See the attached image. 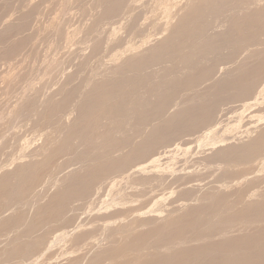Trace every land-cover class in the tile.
<instances>
[{
    "label": "rangeland",
    "instance_id": "rangeland-1",
    "mask_svg": "<svg viewBox=\"0 0 264 264\" xmlns=\"http://www.w3.org/2000/svg\"><path fill=\"white\" fill-rule=\"evenodd\" d=\"M14 1L16 2V0H12V2H14ZM196 1H198V0H125L122 7L120 8V10L117 13L112 15V17L111 16L108 17L104 21L102 20L101 22L97 23L96 25L93 24V21H95L96 18H98L99 11L101 10V8L96 4L97 0H91V1L90 0H85V1L83 0L80 2H79V0H76V1L74 0V2H73V0H56V1L44 0V2H43V0H27L25 3L27 5L23 4V5H21V7H20V5L16 6L14 3L13 8L8 10V14L6 12L7 9L2 8V4L0 5V8H2V9H0L1 10L0 20L1 19L4 20V22L2 20H1L2 22L0 21V30L2 28H5L6 26H8L9 23L10 24L15 23V21H17L18 18L21 17V16H19L20 13H21L20 15H22V13H24V12H29L28 9H31L33 6L36 7V4L39 6L41 5L40 7L35 8V9H37L36 13L34 14L35 16L34 15L32 16L35 21L32 20V18H31L28 22V25L26 26L25 30H27L29 25H32V27L31 26L29 27L30 29L28 28L30 30L29 32L25 31V30H21V31H19V33L14 34L15 35V36H13L14 38L12 37L13 40H12V38H10V40L4 41L6 45L3 44L4 43L3 41H2L3 43L0 44V47H1L0 53H1V52H3L2 50H4L5 46L6 47L9 46L11 41H13V42L18 41L19 39L25 40V43L20 47L21 51L18 50L16 52V53H18V54H16V55H18V57L14 54L15 57H17V59L14 57V55H12L15 59L12 58L13 60L11 61V60H9L11 57L5 58L4 56H1L3 54L0 55V59H1L0 60V65H1V70H0L1 73L0 74H2V75H0V91H1L0 92V98H1V100H0V145H1L0 146V151H1L0 152V172H1L0 177L6 176L7 173L10 175V174H12L13 170H15L14 172H16L20 169L27 168V166L28 167L33 166L34 167L33 171H35V173L37 175L39 174L38 176L40 177V180H38L39 179L38 176H37L38 177L37 180H35V181L33 180L34 182L37 181L36 182L37 184L36 183L34 184V182L31 183L30 188H29L30 190L27 192L28 194H25L23 197L24 198L23 203H18V204L15 203L14 204L13 202L10 203V201H6L5 199H4L5 201H3V199L0 198V203H1L0 205H2L3 202H5L2 205L4 208L2 206L0 207L1 210H3V209L5 210V211L0 210V221H1L0 222V264H30V263L31 264H33V263L34 264H43V261H44V264H70V262H71V264H78L79 261H80L79 264H92V263L95 264L97 262H98L97 264H102V262H103V264H106V263L107 264H113V263L114 264H127V262L129 264V260H131V259L128 258L130 256V255L128 256V254H131L133 257H130V258H132V260H134V262L131 261L130 264H132V263L133 264L134 263L139 264L137 257H140V258L146 257L145 255H148L151 252V254H154V256H155L154 257L153 255L150 254L152 258H156V257L159 258L160 255L162 257V255H164L166 253V252L164 253L165 247H160L161 250L159 249V245L157 244L159 238L157 235H154L152 233H154L153 231H155V229H158V226H160L161 224H164L168 220V218L170 219L172 217H174V218L183 217L185 215L186 211H189L190 208L192 210H201V208H202V210L204 212L209 213V214L216 213L217 211H214V210L212 211V209L209 208L211 205V202L207 200V198H209V197H217L218 198L220 196H223L224 198H226L227 202L231 203L232 205L236 204L235 205L236 207H240L242 204H245L244 201H246L248 204L250 201L256 202V200H257V202L259 200L261 202H264V200L263 201L261 200L264 198V197H262L264 195V170H263L264 169V154L261 156L259 155V156L252 158L249 161V163H248V161H246V162L236 161L237 165L239 163L241 164V165L239 164L238 166L236 165V162H233V165L232 164L230 165L229 163L221 161V159H217L214 155L217 150H220L223 148H228V146H229V148H231L232 146H233V148H236V146L238 148V147H242V145L245 146L247 143L250 144L254 140V138H257L260 135V133L263 132L262 130H264V76H262L263 80H261L262 79V77H261L259 79L260 83H258L259 82V80H258L257 83H255L253 90L249 94H245L242 98H238L236 100L234 99V100L220 101L218 103V106H216V109H215V112L217 111L216 112L217 114L214 112V115H215L213 117L214 121L212 119L210 122H207V124L205 123V124L201 125V127L199 126V127L195 128V130L192 129V131L189 130V131L185 132L184 131L185 129L184 130L183 129H181V130L171 129L172 131L169 130V131H171L170 138L172 137V139H171L172 142L170 141V142H168L169 144L166 143L163 146L160 145L159 147H156L153 150V152H151L149 155H147L148 157L146 156L142 160L141 159L138 160L137 163H135L136 161L134 163H132L129 167H127L129 169L126 168V173L125 172L115 173V175L114 174L109 175L110 176V177L108 176L109 178L108 177H106V179L103 178L104 180L103 179L100 180L99 181L100 183L97 182V183H99V185L96 183L92 187L94 190L91 188L92 191L90 190V192L86 196V198H83V200L78 199L79 201L78 200H70L69 202H67V203H69V204L66 203V205H65V207L67 209L63 208L60 216L56 217L55 215L51 214V213H54L53 212L54 205L52 204V201H54L53 198H54L55 194L58 192V190H61V188H63L64 181L67 179V177H70L75 172L79 173L78 171H80V170L82 171V168H83V166L80 163L78 165V163L74 159V156L72 154L70 155V152L69 153L68 152H64V153L60 152L58 150L59 148H57V147L61 145L60 143L63 141L64 137L68 134L69 128H71V124H73L76 121V119H78V117H76V116L79 115L78 114L79 107L84 103V100H83L84 95L90 90V88L92 86L100 85V84L102 85L108 79L112 80V78L114 77L113 70H116L118 67H120L128 58H132L130 56H133V57H135L136 55L138 56V55L142 54L143 52H145V50L149 49L150 47H152L158 43H161L162 39L164 41V39L167 37V35L169 34V32L173 28V26H175V24L179 21V19L188 12V9L190 10V8L192 7L191 5H194L196 3ZM56 2H59L60 5L58 6ZM125 2H126V4H125ZM77 4H80V5L78 6ZM56 5H57V7H56ZM96 5H97V7H96ZM251 5L249 4L248 8H250V9L254 8V9L259 10V8L261 9L264 7V0H257L255 5L254 4H251ZM17 7L18 8L20 7V8L18 9ZM53 8H54V10H53ZM97 8L99 11L97 10ZM4 10H5V14H4ZM70 10H71V12H70ZM82 10H83V12H82ZM46 11H47V14H46ZM50 11H52L53 13ZM55 11H56V13H54ZM185 11H186V13H185ZM79 12H80V14H77ZM66 13H67V15H65ZM72 13H73V15H71ZM83 13H85V15H83ZM39 14H40V16H39ZM75 14L77 16H75ZM2 16L3 17L6 16L7 18L4 17V18H6V19H4ZM48 16H49V18H48ZM69 16H72V17H69ZM75 17H76V19H75ZM222 18H223V20H225L224 16H222ZM222 18H221V20H222ZM38 21H39V23H37ZM222 21H221V23L218 21H217V23L215 22L214 23L215 25H213L214 28L212 27L213 29L211 28L208 31L209 34H215V33L219 34L221 31H223L226 28V24H224L225 21H223L224 23H222ZM91 24H93V26ZM35 26H36V28H35ZM38 27H40V28H38ZM170 27H172V28L170 29ZM39 29L41 30V32ZM36 30H37L39 35L34 34V32H36ZM214 31H215V33H214ZM257 32L258 31H256L255 34H253V38L252 37L250 38V40L248 41L249 44L247 43L246 47L241 49L242 51L240 50V51L234 53L231 57L226 58V56H220V55H216L215 57H211L210 58L211 60L208 61L206 66H215V73H214L215 75H213V77H211L209 80L205 81L206 83L203 82L201 84V86L199 85L196 88L197 91H200L202 93L203 91H206L211 85H213V83L216 82L215 80L218 81V80H220V78L226 79L228 77L233 76L234 75L233 72L235 71V69L233 70V68H236L237 66L240 67V65H242L243 67L244 66L248 67L246 69H250L251 67L259 65L261 60L254 53H256V52L259 53L261 50L264 51V48H263L264 43L262 42V41H264V39H263L264 35H263V33L261 34V32H258V33ZM163 33H164V35H163ZM256 33H257V35H256ZM259 33H260V35H259ZM45 35H47V36H45ZM35 37H36V39H35ZM58 38H59V40H58ZM146 39H148V40H146ZM30 41L32 43H30ZM255 41L257 44L255 43ZM13 42H12V44H13ZM61 42H63V43H61ZM259 42L261 44H258ZM254 43H255V45H254ZM1 45H3V46H1ZM34 47H35V49H34ZM40 47H41V49H40ZM71 48H73V49H71ZM30 49H31V51H30ZM35 50H36V53H35ZM28 51L30 52V55H29ZM263 51H261V52H263ZM19 54H20V56H19ZM31 55H33V56H31ZM234 57H235V59H233ZM213 58H215V59H213ZM219 58H220V60L217 61V59H219ZM84 59H85V61H84ZM229 59H231V60H229ZM8 60H9L8 64L4 63L5 64V66H4L3 62L4 61L7 62ZM223 60H224V62H223ZM228 61H229V63H228ZM232 61H234V62H232ZM16 63H17V65H16ZM80 63H81V65H80ZM214 63H216V64H214ZM26 64L28 65V67ZM230 64H231V66H230ZM164 65L163 64L153 65L152 67H149L147 72L149 74L154 75L155 77H158V76H160V73H162L163 67H164L163 69H167V68L171 67L172 70H174L177 74H181V72L183 74L185 71L183 69V66H180V65H175L173 63H169V64L164 63ZM11 66L14 68H12ZM21 66H22V68H20ZM223 66L224 67L226 66V67L224 68ZM219 67H220V69H219ZM245 67H244V69H245ZM8 68H10V69L8 70ZM20 69H22V70H20ZM19 72H20V74H19ZM107 73H109V74H107ZM226 73H227V75H226ZM230 73H231V75H230ZM110 74H111V76H110ZM219 74L220 75L222 74V75L220 76ZM26 75H27L28 79H27ZM13 76H16V78ZM23 76H25L26 78ZM65 79H67V80H65ZM17 81H18V83H17ZM65 82H67V83H65ZM10 88H11V90H10ZM37 91H38V93H36ZM41 91L43 93V96H42V93L40 95ZM26 92H27V94H26ZM33 92H34V94H33L34 96L32 95ZM174 93H175V95H177L176 96L177 104H173V105L169 106V109L165 113V117H168L170 114H173L174 112H176L178 110V106H180L182 104V102L184 101L185 98L188 99L192 92L188 91V90H183V88H180V89L175 90ZM180 93L182 95V98H181ZM189 93H190V95H189ZM251 93H252V95H250ZM68 95L72 96V98L70 97V100L68 101L69 104L67 103L68 105L66 104L67 106H65V103H63V101L68 97ZM249 96H251V98ZM51 97H53V98H51ZM24 101H25V103L23 105ZM196 101H199V99H196ZM239 102H240V104H239ZM20 103H21V105H20ZM228 104H230V106ZM55 107H60V108L58 109ZM18 108H19V110H18ZM50 108L56 109V110L58 109V110H57V112H56V110H52L54 112L53 113L50 110ZM32 109H34V110H32ZM219 109H220V111H219ZM48 111L52 115L49 114ZM235 113H236V115H235ZM19 114H21V115H19ZM47 114H49V115H47ZM101 121H102V119H101ZM101 121H100V127H101V125H102V127L97 129L98 133H100L103 130V126H105V124H106L105 120H103L102 122ZM156 121L157 120L152 121V123L150 122L149 125H146L147 127L144 126L143 128L145 130L143 128H141L140 129L141 133L144 135V133L146 131H148L152 125H154L155 123H158V121L157 122ZM212 123H214V124H212ZM61 124H62V126H61ZM127 125H126V128L124 127L125 131H127V130L129 131L131 128V124H129L128 126ZM10 127H11V129H9ZM205 127H206V129H205ZM203 128H204V130H203ZM142 129H143V132H142ZM175 131H177V134L175 133ZM172 133H174V134H172ZM55 134H57V135H55ZM142 134H141V136H143ZM181 135H183V136H181ZM256 135H257V137H256ZM44 136L46 137V139ZM120 136H122V134H118L117 138H119V139L124 138V137H120ZM141 136L137 135L136 136L137 138L131 137L133 139V141L131 138H129L128 141H132V144H134L137 141L135 143V144H137L142 139ZM180 136L182 137V139ZM183 137H185V138H183ZM241 139H243V140H241ZM42 140H44V141H42ZM238 140H239V142H237ZM224 141H226V142H224ZM244 141H246V142H244ZM171 143H172V145H171ZM57 144H59V145H57ZM230 145H231V147H230ZM41 146H42V148H41ZM119 146H121L120 147L121 151H119V150L116 151L117 153L114 154V157H116V158L117 157L120 158V157L124 156L123 153H126L130 149L129 146H131V145L121 144ZM125 146H126V148H125ZM169 146H171V147H169ZM33 147L36 149H38V148L39 149L36 150ZM165 147H167V148H165ZM79 148L81 149L82 147H79ZM124 149L126 152L123 151ZM56 150H58V151H56ZM41 151H43L44 153H42ZM171 151H173V153ZM119 152H120V154H118ZM65 153H67L68 155ZM116 154H118L119 156L118 155L116 156ZM44 156H45V158H44ZM54 156H55V158H54ZM43 159H45V161ZM56 159H58V161ZM38 160L40 163L38 162ZM72 160H74L76 164ZM12 161H14V162H12ZM43 162H44V164H43ZM224 163H226V164H224ZM245 163H247V164H245ZM46 164H48V165H46ZM49 164L51 166L52 165H55V166L51 167V166H49ZM35 165H37L38 167H35ZM39 165H45V166H39ZM175 165H177V166H175ZM228 165H230V166H228ZM253 165H255V166H253ZM47 166H49V167H47ZM44 167H47L46 170L44 169ZM231 167H233L234 169L236 168L235 169L236 173L232 172V171H234V169ZM250 167H251V169H250ZM36 168H39V169L37 170ZM41 168H42V171H41ZM35 169L39 173H37V171ZM74 169H75V172H74ZM230 169H232V170L230 171ZM69 170H71V171H69ZM168 170H169V172H168ZM223 170H225V171H223ZM261 170H263V171H261ZM225 172H226V174H225ZM48 173H50V174H48ZM52 173H53V175H56V176L52 175V177H50ZM244 173H247V174H244ZM124 174H126V175H124ZM154 175H156V176H154ZM237 175L240 176L241 178L238 177ZM150 177H151V179H150ZM177 177H179V179ZM255 177H257V179ZM143 178H145V179H143ZM253 178H255V179H253ZM41 179H44V180H41ZM115 179H117V180H115ZM160 180L161 181L163 180V181L161 182ZM250 180H252L251 183H250ZM40 181L44 182L45 184L44 183L42 184ZM107 181H109V182H107ZM242 181H243V183H242ZM255 183H257V184H255ZM33 184L36 187H34ZM100 184H102V186ZM174 184H176L177 186ZM171 185H172V187H171ZM182 185H184L183 187H185V188H183ZM154 186H156V187H154ZM239 186H241V187H239ZM254 186H256V187H254ZM37 188H38V190H37ZM55 188H57V189H55ZM228 189H230V190H228ZM260 189H262V190L260 191ZM56 190H57V192H56ZM209 190H211V191H209ZM53 192H55V193H53ZM92 192H93V194H92L93 196L92 195L89 196ZM51 193H53V194H51ZM244 193H245V195H244ZM0 195H1V193H0ZM50 195H52L51 198H50ZM119 195H120V197H119ZM207 195H208V197L206 198ZM25 196H26V198H25ZM32 196H34L33 199L31 198ZM228 196L231 198H229ZM242 196H244V197H242ZM91 197H93V198H91ZM234 197H235V199H234ZM236 199L237 200L239 199V201H237ZM34 200H35L36 204L34 203ZM47 200H49V201H47ZM50 200H52V201H50ZM84 200H85V202H84ZM117 200H119V201H117ZM28 201H29V203H28ZM7 202H9L8 203L9 206H8ZM239 202H241V203H239ZM12 203H13V206H12ZM32 203H34V205L36 207H34V205ZM174 203L176 206L174 205ZM80 204H81V206H80ZM82 204L85 207L82 206ZM153 204H156L157 207H156V205L153 206ZM18 205L20 207L19 209H18ZM47 205H48V207H47ZM39 206H40V209L42 210V211H40V213L42 212V214L37 213V211H36V210L39 211ZM51 206H53V207H51ZM206 206H208V207H206ZM37 207H38V209H37ZM86 207H88V208H86ZM196 207H199V208L196 209ZM6 208H8V209H6ZM94 208H96V209L94 210ZM176 208H177V210H176ZM186 208L188 210H186ZM206 208L208 211L205 210ZM51 209H52V211H51ZM85 209H86V211H85ZM9 210H11V213H9L10 212ZM116 210H118V211H116ZM171 210H173V211H171ZM184 210H185V212H183ZM236 210H239V209H236ZM64 211H65V213H64ZM165 211H166V213H165ZM223 211L224 210L220 211V213L222 214ZM44 212H45V214H44ZM18 213H20V214H18ZM33 213H35V214H33ZM50 214L52 216H50ZM70 214H72V215H70ZM48 215L53 220H50L48 218L49 217ZM111 215H113V216H111ZM177 215H178V217H177ZM179 215H181V216H179ZM12 216L14 218H19V219L24 218L25 223L19 224L18 226H16L17 229H16V227L12 228V226L9 225V222L13 219ZM26 216H27V220H26ZM36 216L38 218H36ZM121 216H123V217H121ZM8 217L9 218L11 217L9 219L10 221L8 220ZM58 218H59V222H58ZM99 218L100 219L102 218V219L100 220ZM174 218H172V219H174ZM184 218H182V219H184ZM42 219H43V221L41 222ZM2 221H5V222L3 223ZM151 221H153V222H151ZM30 222H36V223L39 222L40 224L37 223L38 226L36 224L35 225L36 228H34L32 231H30L31 233L28 234L27 228L30 226V224H31ZM49 222H51V223L49 224ZM62 222H63V224H62ZM158 222L160 223V225ZM68 223L69 224L71 223V225H69ZM2 224H5L7 226L6 227L4 225L2 226ZM64 224H65V226H64ZM263 224H264V222H261V226H263ZM21 225H22V227H20ZM48 225H49V227H48ZM50 225H51V227H50ZM101 225H104V227L102 226V228H101ZM122 225H124V226H122ZM105 226L108 228H106ZM113 226H114V228H113ZM116 226H117V228H116ZM125 226H130L133 228L131 229V228L125 227ZM255 226L256 225H246V226L243 224H241V226H240V224L236 225L235 226L236 228L231 227V229L230 228L227 229L226 236H228L229 238H232L234 234H235L234 235L235 237L236 236L239 237V234H240V236H241V234H242V236H244L243 234H245V235L249 234L250 235L252 233V231L254 233L255 229H257V226L256 227ZM43 227H44V229H43ZM243 227H245V228L247 227L246 228L247 230H245V228H243ZM37 228H38L39 232L36 231ZM50 228L52 229V233L50 231ZM121 228H124V229H122V231L123 230H125V231L122 232ZM143 228H145V230ZM240 228H241V230H240ZM251 228L252 229L255 228V229L252 230ZM242 229H243V231H242ZM21 230H22V233L24 236L22 235ZM42 230H43V232H42ZM86 230H87V232H86ZM90 230H92L93 232L92 231L90 232ZM228 230H229V232H228ZM15 231H16V233H15ZM24 231H25V233H24ZM33 231L35 232V234L33 233ZM193 231L194 230H190V231H188L189 233L188 232L186 233V235H185L186 236V239H185L186 242H185V244H183V246H184V247L182 246L183 248H195L193 246H196V245H198L196 247H200L202 244L203 245H205V243L209 244L210 241L216 242V241H218V238L220 239L219 236L216 237V235H215V236L210 238L211 240L207 239L208 241H203L204 243L202 241L197 242L198 240H197L196 232H193ZM140 232L143 234L144 233L146 234L148 232H149L148 234H150V233L152 234L149 237H147L145 240V241H147L145 243L146 246L144 247L145 250L143 249L144 252L141 251V252H143V254H141V252H140V254H138L136 256L132 252L129 253L126 251V252H122L123 255H118L119 254L118 249L121 248L118 245L122 246V245L126 244V242H128L130 239H133L135 236H138V234L140 235L141 234ZM230 232H232V233H230ZM40 233L42 235L49 234V236L47 235L48 239L44 238V237H46V235L42 236ZM26 234H28V235H26ZM133 234H134V236H133ZM16 235H17V237H16ZM21 235L24 237V239L28 240L29 242L35 241V240H33L35 238H36V241H38V242H40V239H41V242H42V240L43 241L46 240V241L43 243H41V242L39 243V244H41V245H38L40 248H38V246L36 248H34V251L36 253L32 250V252H33V253H31L32 255L31 254L28 255L31 258L28 256H27L28 258L22 257L20 255L18 258V255H17V257H15L16 256L15 255V256H12L13 259L11 257H8L6 259V254L12 249L11 247H13L14 245H15V247L16 246L19 247V245L20 246L23 245L24 241L26 242V240H24L23 237H21ZM12 236H15L16 238L12 237ZM82 236H84V237H82ZM155 236H157L156 239H155ZM61 237H63V238H61ZM119 237H120V239H119ZM215 237H216V239H215ZM235 237H233V238H235ZM11 238L12 239L14 238L13 239L14 242H12ZM79 238L80 239L82 238L81 240H83V241L79 240ZM85 238H86V240H85ZM116 238H118V239H116ZM19 239H21L20 240L21 242L19 241ZM113 239L117 243L115 241L114 242L111 241ZM22 240H24V241H22ZM89 240H92V241H89ZM28 241H27V243H29ZM73 241H75L76 243H73ZM151 242H153V244ZM18 243H19V245H18ZM70 243H72V244H70ZM89 243H91L92 245ZM187 243H189L190 245ZM147 244H149V245H147ZM43 245H44V247H43ZM112 245L113 246L116 245L115 246L116 248L112 247ZM154 245H156L158 248L156 246L152 247ZM88 246H89V248H88ZM109 246L112 247L111 249H112L113 255H111L112 253H111V249ZM146 247L149 249H147ZM175 247H177V246H175ZM8 248H9V251H8ZM83 248H85V249H83ZM153 248H155V249H153ZM35 249H38V251ZM75 249H76V251H74ZM113 250L114 251L116 250V251L114 252ZM151 250L152 251L154 250L155 253H152ZM162 250H163V253L161 252ZM157 251L159 252V254L156 253ZM101 253H102V255H101ZM114 253H116V254H114ZM124 253H126L128 257ZM160 253H162V254H160ZM33 254H35L36 257ZM92 254H93V256H92ZM96 254L98 255V257H96L97 256ZM47 255H48V257H47ZM116 255H118V256H116ZM150 255H148V256H150ZM3 256H5V257H3ZM79 256H80V258H79ZM110 256H114L115 258L112 259V257H110ZM89 257H91V258H89ZM95 257H96V259H95ZM122 257H124L126 259H123ZM3 258H5V259H3ZM15 258H17V259H15ZM23 258H26L25 260L27 262ZM45 259H46V262H45ZM71 259H72V261L75 260L76 262L70 261ZM77 259H79V260H77ZM91 259H93L94 261ZM98 259H100V260H98ZM5 260H7V261H5ZM119 261H121V262H119Z\"/></svg>",
    "mask_w": 264,
    "mask_h": 264
},
{
    "label": "bare ground",
    "instance_id": "bare-ground-1",
    "mask_svg": "<svg viewBox=\"0 0 264 264\" xmlns=\"http://www.w3.org/2000/svg\"><path fill=\"white\" fill-rule=\"evenodd\" d=\"M27 0H16V2H12V0H0V5L2 4V8L8 10L13 8V5L15 3L16 6L23 5L26 3ZM56 1V0H54ZM76 1V0H75ZM83 1V0H79ZM85 1V0H84ZM91 1V0H90ZM125 0H97V5L101 8L99 11V16L96 18L95 21H93V24L96 25L97 23L104 21L108 17H112L115 13H117L120 8L122 7ZM257 0H198L194 5H191L192 7L190 10L188 9V12L185 15H183L179 21L175 24V26L170 27V32L167 35V37L162 39L161 43H158L149 49L145 50V52H141L142 54L136 55L135 57L130 56L132 58H128L120 67H118L116 70H113L114 77L110 81L109 79L103 83L102 85H95L90 88V90L84 95V103L79 107L78 109V119L71 124V128H69L68 134L64 137L63 141L60 143L61 145L58 146V150L60 152H70V155L72 154L74 156L75 161L83 166L82 171H78L79 173L75 172L70 177H67V179L63 183V188L61 190H56V194L53 198L54 201H52V204L54 205V213H51L52 215L60 216L62 213V209L65 208V205L70 200H78L86 198V196L89 194L91 188L100 180L103 178L106 179L109 175H112L115 173H126V168L129 167L132 163H137L138 160H142L144 157L149 155L156 147H159L160 145H165L166 143L170 142L172 137L170 138L171 129H185L184 131H189L192 129L195 130L197 127H201L203 124H207V122H210L214 115L216 106H218V103L223 100H236L238 98H242L245 94H249L255 85L257 81L264 76V51L263 52H256L254 53L261 62L259 65L251 67L250 69H246L248 67H244L240 65V67L233 68L235 71L233 72V76L228 78H220V80H215L216 82L213 83L206 91H203L202 93L200 91H197V87L209 80L213 75H215V66H206L209 60H211V57H215L216 55L220 56H226L231 57L234 53L240 51L244 47H246L248 41L250 38H253V34H255L256 31L263 33L264 35V7L257 9H250L248 8V5L256 3ZM29 2V1H28ZM32 2V1H31ZM36 2V1H35ZM44 2V0H43ZM47 2V1H46ZM51 2V1H50ZM74 2V0H73ZM130 2V1H129ZM190 2V1H189ZM194 2V1H193ZM192 2V3H193ZM255 2V3H254ZM37 3V2H36ZM54 3V2H53ZM59 6V2H56ZM77 3V2H76ZM258 3V2H257ZM261 3V2H260ZM38 4V3H37ZM36 4V7H40ZM45 4V3H44ZM55 4V3H54ZM126 4V2H125ZM27 5V4H25ZM32 5V4H31ZM43 5V4H42ZM50 5V4H49ZM48 5V6H49ZM56 5V7H57ZM78 6L80 4H77ZM96 5V7H97ZM4 6V7H3ZM91 6V5H90ZM126 6V5H125ZM252 6V5H251ZM19 7V8H20ZM36 7H32L31 9H28L29 12H24L20 18H18L15 23H12L5 28H2L0 30V44L3 43L6 40H10L14 34L19 33L21 30H25L26 26L28 25L29 20L35 13ZM75 7V6H74ZM95 7V8H96ZM187 7V6H186ZM257 7V6H256ZM260 7V6H259ZM0 8V9H2ZM18 8V7H17ZM16 8V9H17ZM18 8V9H19ZM24 8V7H23ZM30 8V7H29ZM45 8V7H44ZM25 9V8H24ZM39 9V8H38ZM57 9V8H56ZM71 9V8H70ZM84 9V8H83ZM46 10V9H45ZM51 10V9H50ZM54 10V8H53ZM52 10V11H53ZM58 10V9H57ZM79 10V9H78ZM92 10V9H91ZM122 10V9H121ZM127 10V9H126ZM132 10V9H131ZM14 11V10H13ZM42 11V10H41ZM50 11V12H52ZM59 11V10H58ZM68 11V10H67ZM73 11V10H72ZM86 11V10H85ZM93 11V10H92ZM182 11V10H181ZM1 12V10H0ZM17 12V11H16ZM71 12V10H70ZM83 12V10H82ZM135 12V11H134ZM44 13V12H43ZM53 13V12H52ZM56 13V11L54 12ZM86 13V12H85ZM83 13V15H85ZM89 13V12H88ZM94 13V12H93ZM5 14V10H4ZM47 14V11H46ZM77 14H80L77 13ZM92 14V13H91ZM45 15V14H44ZM55 15V14H54ZM67 15V13L65 14ZM73 15V13L71 14ZM87 15V14H86ZM94 15V14H93ZM117 15V14H116ZM180 15V14H179ZM1 16V15H0ZM7 16V15H6ZM4 16V17H6ZM17 16V15H16ZM35 16V15H34ZM40 16V14H39ZM47 16V15H46ZM50 16V15H49ZM48 16V18H49ZM75 16H77L75 14ZM97 16V15H96ZM119 16V15H118ZM222 16L225 17V20H223ZM3 17V16H2ZM1 17V18H2ZM3 17V18H4ZM9 17V16H8ZM67 17V16H66ZM72 17V16H69ZM88 17V16H87ZM95 17V16H94ZM7 18V17H6ZM4 18V19H6ZM17 18V17H16ZM45 18V17H44ZM68 18V17H67ZM225 21V23L221 20ZM69 19V18H68ZM76 19V17H75ZM220 19V20H219ZM2 20V19H1ZM0 20V21H1ZM31 20V21H32ZM45 20V19H44ZM80 20V19H79ZM126 20V19H125ZM221 23L226 24V28L221 31L219 34H209V30L215 25L214 23L217 21ZM4 22V20H2ZM1 21V22H2ZM35 21V20H34ZM41 21V20H40ZM122 21V20H121ZM12 22V21H11ZM51 22V21H50ZM33 23V22H32ZM39 23V21L37 22ZM41 23V22H40ZM68 23V22H67ZM76 23V22H75ZM104 23V22H103ZM173 23V22H172ZM3 24V23H2ZM30 24V23H29ZM36 24V23H35ZM93 24H91L93 26ZM4 25V24H3ZM110 25V24H109ZM32 27V25H29V27ZM34 26V25H33ZM41 26V25H40ZM43 26V25H42ZM64 26V25H63ZM224 26V25H223ZM44 27V26H43ZM47 27V26H46ZM97 27V26H96ZM219 27V26H218ZM27 28L25 31H30ZM36 28V26H35ZM40 28V27H38ZM92 28V27H91ZM141 28V27H140ZM214 28V27H213ZM212 28V29H213ZM78 29V28H77ZM95 29V28H94ZM216 29V28H215ZM40 30V29H39ZM38 30V31H39ZM49 30V29H48ZM47 30V31H48ZM61 30V29H60ZM118 30V29H117ZM222 30V29H221ZM70 31V30H69ZM68 31V32H69ZM95 31V30H94ZM139 31V30H138ZM145 31V30H144ZM34 32V31H33ZM37 32V30H36ZM34 32L35 35H39L38 32ZM41 32V30H40ZM257 32V33H258ZM256 33V35H257ZM33 34V33H32ZM51 34V33H50ZM60 34V33H59ZM63 34V33H62ZM72 34V33H71ZM31 35V34H30ZM74 35V34H73ZM164 35V33H163ZM252 35V36H251ZM260 35V33H259ZM20 36V35H19ZM28 36V35H27ZM47 36V35H45ZM150 36V35H149ZM262 36V35H261ZM17 37V36H16ZM21 37V36H20ZM34 37V36H33ZM49 37V36H48ZM63 37V36H62ZM70 37V36H69ZM152 37V36H151ZM163 37V36H162ZM256 37V36H255ZM258 37V36H257ZM14 38V37H13ZM12 38V40H13ZM262 38V37H261ZM36 39V37H35ZM47 39V38H46ZM89 39V38H88ZM97 39V38H96ZM255 39V38H254ZM259 39V38H258ZM264 39V38H263ZM32 40V39H31ZM44 40V39H43ZM59 40V38H58ZM91 40V39H90ZM99 40V39H98ZM148 40V39H146ZM153 40V39H152ZM158 40V39H157ZM3 41V42H2ZM46 41V40H45ZM56 41V40H55ZM253 41V40H252ZM262 41V40H261ZM8 42V41H7ZM11 41L9 46H4L3 52L0 53L3 54L1 56H4L5 58H10L9 60H13L12 58L15 57L18 50H20V47L25 43V40H18V41ZM29 42V41H28ZM38 42V41H37ZM264 43V41H262ZM30 43H32L30 41ZM63 43V42H61ZM101 43V42H100ZM149 43V42H148ZM256 43V41H255ZM254 43V45H255ZM262 43V44H263ZM28 44V43H27ZM75 44V43H74ZM73 44V45H74ZM94 44V43H93ZM249 44V43H248ZM257 44V43H256ZM258 44H261L260 42ZM148 45V44H147ZM3 46V45H1ZM25 46V45H24ZM59 46V45H58ZM95 46V45H94ZM130 46V45H129ZM144 46V45H143ZM262 46V45H261ZM37 47V46H36ZM60 47V46H59ZM67 47V46H66ZM258 47V46H257ZM49 48V47H48ZM74 48V47H73ZM71 48V49H73ZM100 48V47H99ZM143 48V47H142ZM249 48V47H248ZM261 48V47H260ZM264 48V47H263ZM35 49V47H34ZM41 49V47H40ZM62 49V48H61ZM70 49V50H71ZM98 49V48H97ZM1 50V47H0ZM23 50V49H22ZM26 50V49H25ZM28 50V49H27ZM249 50V49H248ZM251 50V49H250ZM21 51V50H20ZM31 51V49H30ZM55 51V50H54ZM95 51V50H94ZM242 51V50H241ZM253 51V50H252ZM256 51V50H255ZM258 51V50H257ZM140 52V51H139ZM29 55L30 52L28 51ZM27 53V54H28ZM36 53V50H35ZM91 53V52H90ZM253 53V52H252ZM15 54V55H14ZM42 54V53H41ZM251 54V53H250ZM14 55V57L12 56ZM18 57V55H16ZM20 56V54H19ZM33 56V55H31ZM41 56V55H40ZM17 57H15L17 59ZM28 57V56H27ZM248 57V56H247ZM252 57V56H251ZM14 58V59H15ZM29 58V57H28ZM217 58V57H216ZM223 58V57H222ZM225 58V59H226ZM237 58V57H236ZM249 58V57H248ZM32 59V58H31ZM43 59V58H42ZM215 59V58H213ZM235 59V57L233 58ZM1 60V59H0ZM7 60V59H6ZM5 60V61H6ZM3 62L7 63L9 62ZM22 60V59H21ZM26 60V59H25ZM28 60V59H27ZM87 60V59H86ZM125 60V59H124ZM220 60L217 59V61ZM228 60V59H227ZM231 60V59H229ZM33 61V60H32ZM85 61V59H84ZM88 61V60H87ZM121 61V60H120ZM213 61V60H212ZM222 61V60H221ZM257 61V60H256ZM26 62V61H25ZM28 62V61H27ZM220 62V61H219ZM224 62V60H223ZM234 62V61H232ZM19 63V62H18ZM21 63V62H20ZM36 63V62H35ZM164 63H173L175 65L183 66V69L185 70L182 74H177L172 68L163 69L162 73H160V76L155 77L152 74H149L147 70L149 67H152L153 65H161ZM222 63V62H221ZM229 63V61H228ZM10 64V63H9ZM12 64V63H11ZM216 64V63H214ZM242 64V63H241ZM17 65V63H16ZM20 65V64H19ZM27 65V64H26ZM32 65V64H31ZM81 65V63H80ZM86 65V64H85ZM221 65V64H220ZM238 65V64H237ZM5 66V64H4ZM3 66V67H4ZM23 66V65H22ZM22 66L20 68H22ZM165 66V65H164ZM179 66V67H180ZM231 66V64H230ZM242 66V67H241ZM12 67V66H11ZM24 67V66H23ZM26 67V66H25ZM28 67V65H27ZM116 67V66H115ZM224 67V66H223ZM226 67V66H225ZM224 67V68H225ZM229 67V66H228ZM14 68V67H12ZM155 68V67H154ZM6 69V68H5ZM10 68H8L9 70ZM115 69V68H114ZM177 69V68H176ZM220 69V67H219ZM229 69V68H228ZM1 70V65H0ZM4 70V69H3ZM12 70V69H11ZM16 70V69H15ZM22 70V69H20ZM182 70V69H181ZM6 71V70H5ZM13 71V70H12ZM150 71V70H149ZM232 71V70H231ZM15 72V71H14ZM32 72V71H31ZM153 72V71H152ZM179 72V71H178ZM1 73V72H0ZM3 73V72H2ZM7 73V72H6ZM23 73V72H22ZM232 73V72H231ZM230 73V75H231ZM20 74V72H19ZM18 74V75H19ZM109 74V73H107ZM2 75V74H0ZM15 75V74H14ZM17 75V74H16ZM28 75V74H27ZM26 75V77H27ZM105 75V74H104ZM112 75V76H113ZM218 75V74H217ZM220 75V74H219ZM222 75V74H221ZM220 75V76H221ZM227 75V73H226ZM229 75V74H228ZM5 76V75H4ZM9 76V75H8ZM111 76V74H110ZM16 78V76H13ZM25 77V76H23ZM25 77V78H26ZM31 77V76H30ZM72 77V76H71ZM18 78V77H17ZM21 78V77H20ZM28 79V77H27ZM68 79V78H67ZM65 79V80H67ZM70 79V78H69ZM106 80V79H105ZM263 80V77L262 79ZM7 81V80H6ZM9 81V80H8ZM25 81V80H24ZM109 81V82H108ZM210 82V81H209ZM208 82V83H209ZM263 82V81H262ZM7 83V82H6ZM18 83V81H17ZM67 83V82H65ZM206 83V82H205ZM260 83V80L259 82ZM91 84V83H90ZM93 84V83H92ZM97 84V83H96ZM260 85V84H259ZM66 86V85H65ZM5 87V86H4ZM41 87V86H40ZM79 87V86H78ZM205 87V86H204ZM203 87V88H204ZM8 88V87H7ZM27 88V87H26ZM38 88V87H37ZM183 88V90L191 91V95L189 93V98L184 99L182 104L178 106V110L176 112H172L173 114H170L168 117H165V113L169 109L170 105L177 104V99L174 91L177 89ZM206 88V87H205ZM73 89V88H72ZM11 90V88H10ZM37 90V89H36ZM41 90V89H40ZM68 90V89H67ZM79 90V89H78ZM82 90V89H81ZM87 90V89H86ZM182 90V89H181ZM204 90V89H203ZM179 91V90H178ZM177 91V92H178ZM258 91V90H257ZM1 92V91H0ZM13 92V91H12ZM28 92V91H27ZM26 92V94H27ZM62 92V91H61ZM183 92V91H182ZM9 93V92H8ZM31 93V92H30ZM38 93V91L36 92ZM42 91L40 92L41 95ZM75 93V92H74ZM3 94V93H2ZM16 94V93H15ZM34 92L32 93V95ZM62 94V93H61ZM73 94V93H72ZM78 94V93H77ZM11 95V94H10ZM39 95V96H40ZM79 95V94H78ZM181 95V93H180ZM252 95V93L250 94ZM34 96V95H33ZM43 96V93H42ZM45 96V95H44ZM186 96V95H185ZM69 96L63 101L65 103V106L69 104ZM184 97V96H183ZM251 98V96H249ZM53 98V97H51ZM179 98V97H178ZM182 98V95H181ZM33 99V98H32ZM38 99V98H37ZM196 99H199V101H196ZM1 100V98H0ZM9 100V99H8ZM11 100V99H10ZM51 100V99H50ZM58 100V99H57ZM249 100V99H248ZM34 101V100H33ZM62 101V100H61ZM6 102V101H5ZM40 102V101H39ZM48 102V101H47ZM50 102V101H49ZM246 102V101H245ZM15 103V102H14ZM25 101L23 102L24 105ZM27 103V102H26ZM35 103V102H34ZM33 103V104H34ZM38 103V102H37ZM46 103V102H45ZM68 103V104H67ZM73 103V102H72ZM179 103V102H178ZM222 103V102H221ZM229 103V102H228ZM233 103V102H232ZM244 103V102H243ZM6 104V103H5ZM28 104V103H27ZM36 104V103H35ZM57 104V103H56ZM67 104V105H66ZM240 104V102H239ZM249 104V103H248ZM3 105V104H2ZM8 105V104H7ZM21 105V103H20ZM29 105V104H28ZM226 105V104H225ZM230 106V104H228ZM236 105V104H235ZM238 105V104H237ZM26 106V105H25ZM47 106V105H46ZM60 106V105H59ZM234 106V105H233ZM19 107V106H18ZM28 107V106H27ZM33 107V106H32ZM54 107V106H53ZM76 107V106H75ZM74 107V108H75ZM221 107V106H220ZM228 107V106H227ZM47 108V107H46ZM60 108V107H55ZM69 108V107H68ZM222 108V107H221ZM226 108V107H225ZM2 109V108H1ZM57 109V110H58ZM238 109V108H237ZM19 110V108H18ZM22 110V109H21ZM34 110V109H32ZM49 110V109H48ZM50 110H56L51 109ZM49 110V111H50ZM56 110V112H57ZM29 111V110H28ZM48 111L49 114H51ZM220 111V109H219ZM19 112V111H18ZM53 112V111H52ZM217 112V111H216ZM215 112V113H216ZM239 112V111H238ZM44 113V112H43ZM54 113V112H53ZM47 114V115H49ZM58 114V113H57ZM56 114V115H57ZM63 114V113H62ZM70 114V113H69ZM217 114V113H216ZM2 115V114H1ZM16 115V114H15ZM21 115V114H19ZM52 115V114H51ZM61 115V114H60ZM236 115V113H235ZM55 116V115H54ZM16 117V116H15ZM20 117V116H19ZM30 117V116H29ZM28 118V117H27ZM50 118V117H49ZM8 119V118H7ZM25 119V118H24ZM46 119V118H45ZM60 119V118H59ZM105 120V126H103V130L98 133V130L100 127V121ZM57 120V119H56ZM157 120L158 123H155L154 125L149 128L148 131L144 133V135L141 133L140 129L143 128L146 125H149L150 122ZM7 121V120H6ZM44 121V120H43ZM101 121V122H102ZM156 121V122H157ZM214 121V119H213ZM222 121V120H221ZM56 122V121H55ZM36 124V123H35ZM63 124V123H62ZM61 124V126H62ZM103 124V123H102ZM131 124V128L128 131L124 130V127L126 128V125ZM214 124V123H212ZM6 125V124H5ZM46 125V124H45ZM127 125V126H128ZM210 125V124H209ZM37 126V125H36ZM51 126V125H50ZM13 127V126H12ZM45 127V126H44ZM54 127V126H53ZM60 127V126H59ZM147 127V126H146ZM145 127V128H146ZM55 128V127H54ZM8 129V128H7ZM11 129V127L9 128ZM52 129V128H51ZM144 129V128H143ZM142 129V132H143ZM206 129V127H205ZM54 130V129H53ZM58 130V129H57ZM60 130V129H59ZM145 130V129H144ZM171 130V131H169ZM204 130V128H203ZM50 131V130H49ZM190 131V132H191ZM207 131V130H206ZM260 133V135L257 138H254V140L250 144H246L245 146L242 145V147L236 146V148H233V146L229 148H223L220 150H217L215 152V157L217 159H221V161L229 163L230 165H233V162L236 161H249L256 157L261 156L264 154V130ZM97 132V133H96ZM174 132V131H173ZM184 132V133H185ZM177 134V131H175ZM59 134V133H58ZM118 134H122L120 137L124 138H117ZM141 134L143 136H141ZM174 134V133H172ZM187 134V133H186ZM57 135V134H55ZM139 135L142 137V139L137 144H132L133 139L131 137H135ZM179 135V134H178ZM46 136V135H45ZM44 136V137H45ZM54 136V135H53ZM59 136V135H58ZM62 136V135H61ZM183 136V135H181ZM180 136V137H181ZM189 136V135H188ZM197 136V135H196ZM195 136V137H196ZM53 138V137H52ZM51 138V139H52ZM131 138L132 141H128V139ZM134 138V139H135ZM174 138V137H173ZM179 138V137H178ZM185 138V137H183ZM46 139V137H45ZM130 139V140H131ZM140 139V138H139ZM182 139V137H181ZM174 140V139H173ZM178 140V139H177ZM227 140V139H226ZM243 140V139H241ZM252 140V139H251ZM44 141V140H42ZM58 141V140H57ZM60 141V140H59ZM179 141V140H178ZM221 141V140H220ZM172 142V141H171ZM226 142V141H224ZM239 142V140L237 141ZM246 142V141H244ZM45 143V142H44ZM174 143V142H173ZM42 144V143H41ZM121 144H127L131 145L129 146L130 149L123 153L124 156L122 157H114V154L117 153L116 151H121L119 145ZM169 144V143H168ZM236 144V143H235ZM238 144V143H237ZM45 145V144H44ZM56 145V144H55ZM59 145V144H57ZM172 145V143H171ZM216 145V144H215ZM227 145V144H226ZM225 145V146H226ZM1 146V145H0ZM39 147V146H38ZM53 147V146H52ZM79 147H82L81 149ZM171 147V146H169ZM223 147V146H222ZM34 148V147H33ZM42 148V146H41ZM126 148V146H125ZM167 148V147H165ZM36 149V148H34ZM33 149V150H34ZM39 149V148H38ZM36 149V150H38ZM56 149V148H55ZM123 149V148H122ZM169 149V148H168ZM178 149V148H177ZM35 150V151H36ZM45 150V149H44ZM56 150V151H58ZM174 150V149H173ZM31 151V150H30ZM34 151V152H35ZM157 151V150H156ZM176 151V150H175ZM174 151V152H175ZM214 151V150H213ZM212 151V152H213ZM1 152V151H0ZM44 153L43 151H41ZM164 152V151H163ZM173 153V151H171ZM186 152V151H185ZM32 153V152H31ZM57 153V152H56ZM156 153V152H155ZM180 153V152H179ZM33 154V153H32ZM54 154V153H53ZM58 154V153H57ZM61 154V153H60ZM67 154V153H65ZM120 154V152L118 153ZM116 154V156L118 155ZM178 154V153H177ZM29 155V154H28ZM38 155V154H37ZM36 155V156H37ZM43 155V154H42ZM45 155V154H44ZM68 155V154H67ZM119 156V155H118ZM170 156V155H169ZM148 157V156H147ZM180 157V156H179ZM31 158V157H30ZM45 158V156H44ZM55 158V156H54ZM176 158V157H175ZM213 158V157H212ZM172 159V158H171ZM183 159V158H182ZM41 160V159H40ZM45 161V159H43ZM58 161V159H56ZM173 160V159H172ZM171 160V161H172ZM175 160V159H174ZM52 161V160H51ZM50 161V162H51ZM66 161V160H65ZM74 161V160H72ZM74 161V163H75ZM145 161V160H144ZM150 161V160H149ZM217 161V160H216ZM260 161V160H259ZM14 162V161H12ZM39 162V160H38ZM53 162V161H52ZM56 162V161H55ZM70 162V161H69ZM156 162V161H155ZM179 162V161H178ZM181 162V161H180ZM36 163V162H35ZM40 163V162H39ZM58 163V162H57ZM71 163V162H70ZM69 163V164H70ZM142 163V162H141ZM216 163V162H215ZM224 163V164H226ZM257 163V162H256ZM259 163V162H258ZM42 164V163H41ZM44 164V162H43ZM53 164V163H52ZM55 164V163H54ZM72 164V163H71ZM76 164V163H75ZM240 164V163H239ZM238 164V165H239ZM244 164V163H243ZM247 164V163H245ZM33 165V164H32ZM48 165V164H46ZM144 165V164H143ZM172 165V164H171ZM181 165V164H180ZM223 165V164H222ZM228 165V166H230ZM237 165V162H236ZM237 165V166H238ZM241 165V164H240ZM251 165V164H250ZM257 165V164H256ZM17 166V165H16ZM39 166H45V165H39ZM49 166H51L49 164ZM47 166V167H49ZM55 166V165H52ZM51 166V167H52ZM133 166V165H132ZM177 166V165H175ZM220 166V165H219ZM226 166V165H225ZM245 166V165H244ZM255 166V165H253ZM259 166V165H258ZM25 167V166H24ZM35 167H38L35 165ZM47 167H44L46 170ZM61 167V166H60ZM73 167V166H72ZM78 167V166H77ZM76 167V168H77ZM261 167V166H260ZM16 168V167H15ZM34 167L30 166L24 169H20L16 172L13 170L12 174H8L4 177H0V198L3 199V201H10L15 203H23V197L25 194H28L27 192L30 190V185L32 182L38 179V175L33 171ZM43 168V167H42ZM41 168V171H42ZM167 168V167H166ZM220 168V167H219ZM218 168V169H219ZM233 168V167H231ZM259 168V167H258ZM263 168V167H262ZM37 170L39 168H36ZM35 169V170H36ZM43 169V170H44ZM129 169V168H127ZM171 169V168H170ZM223 169V168H222ZM228 169V168H227ZM226 169V170H227ZM234 169V168H233ZM236 169V168H235ZM234 171L232 172H235ZM242 169V168H241ZM251 169V167H250ZM9 170V169H8ZM36 170V171H37ZM55 170V169H54ZM232 169H230L231 171ZM246 170V169H245ZM257 170V169H256ZM264 170V169H263ZM261 170V171H263ZM10 171V170H9ZM71 171V170H69ZM77 171V170H76ZM179 171V170H178ZM217 171V170H216ZM225 171V170H223ZM228 171V170H227ZM248 171V170H247ZM128 172V171H127ZM169 172V170H168ZM243 172V171H242ZM251 172V171H250ZM1 173V172H0ZM37 173H39L37 171ZM43 173V172H42ZM45 173V172H44ZM47 173V172H46ZM130 173V172H129ZM223 173V172H222ZM230 173V172H229ZM236 173V172H235ZM255 173V172H254ZM259 173V172H258ZM50 174V173H48ZM161 174V173H160ZM170 174V173H169ZM220 174V173H219ZM226 174V172H225ZM232 174V173H231ZM230 174V175H231ZM239 174V173H238ZM247 174V173H244ZM243 174V175H244ZM46 175V174H45ZM53 173L50 177H52ZM126 175V174H124ZM133 175V174H132ZM182 175V174H181ZM218 175V174H217ZM223 175V174H222ZM241 175V174H240ZM38 176V177H37ZM48 176V175H47ZM56 176V175H53ZM58 176V175H57ZM123 176V175H122ZM156 176V175H154ZM238 176V175H237ZM242 176V175H241ZM247 176V175H246ZM250 176V175H249ZM110 177V176H109ZM108 177V178H109ZM113 177V176H112ZM117 177V176H116ZM121 177V176H120ZM119 177V178H120ZM229 177V176H228ZM240 177V176H238ZM243 177V176H242ZM259 177V176H258ZM48 178V177H47ZM118 178V177H117ZM147 178V177H146ZM157 178V177H156ZM165 178V177H164ZM179 179V177H177ZM241 178V177H240ZM249 178V177H248ZM257 179V177H255ZM253 178V179H255ZM54 179V178H53ZM145 179V178H143ZM142 179V180H143ZM151 179V177H150ZM158 179V178H157ZM163 179V178H162ZM227 179V178H226ZM252 179V180H253ZM263 179V178H262ZM34 180V181H33ZM40 180V177L39 179ZM44 180V179H41ZM104 180V179H103ZM110 180V179H109ZM117 180V179H115ZM155 180V179H154ZM166 180V179H165ZM241 180V179H240ZM250 180V183L251 181ZM54 181V180H53ZM52 181V182H53ZM57 181V180H56ZM106 181V180H105ZM114 181V180H113ZM156 181V180H155ZM161 181V180H160ZM163 181V180H162ZM161 181V182H162ZM233 181V180H232ZM249 181V180H248ZM255 181V180H254ZM37 182V181H36ZM34 182V184L36 183ZM41 182V181H40ZM39 182V183H40ZM47 182V181H46ZM103 182V181H102ZM109 182V181H107ZM111 182V181H110ZM117 182V181H116ZM153 182V181H152ZM157 182V181H156ZM159 182V181H158ZM183 182V181H182ZM224 182V181H223ZM240 182V181H239ZM238 182V183H239ZM42 184L44 182H41ZM100 183V182H99ZM99 183H97L99 185ZM105 183V182H104ZM170 183V182H169ZM243 183V181H242ZM241 183V184H242ZM254 183V182H253ZM33 184L34 187H36ZM37 184V183H36ZM45 184V183H44ZM55 184V183H54ZM106 184V183H105ZM108 184V183H107ZM119 184V183H118ZM156 184V183H155ZM158 184V183H157ZM161 184V183H160ZM179 184V183H178ZM240 184V185H241ZM249 184V183H248ZM247 184V185H248ZM257 184V183H255ZM56 185V184H55ZM102 186V184H100ZM115 185V184H114ZM153 185V184H152ZM162 185V184H161ZM164 185V184H163ZM176 185V184H174ZM244 185V184H243ZM42 186V185H41ZM157 186V185H156ZM154 186V187H156ZM177 186V185H176ZM175 186V187H176ZM179 186V185H178ZM184 185H182L183 187ZM234 186V185H233ZM246 186V185H245ZM259 186V185H258ZM105 187V186H104ZM162 187V186H161ZM172 187V185H171ZM181 187V186H180ZM179 187V188H180ZM241 187V186H239ZM238 187V188H239ZM256 187V186H254ZM41 188V187H40ZM45 188V187H44ZM47 188V187H46ZM49 188V187H48ZM100 188V187H99ZM98 188V189H99ZM107 188V187H106ZM160 188V187H159ZM185 188V187H183ZM43 189V188H42ZM57 189V188H55ZM54 189V190H55ZM93 189V188H92ZM104 189V188H103ZM172 189V188H171ZM170 189V190H171ZM174 189V188H173ZM176 189V188H175ZM221 189V188H220ZM250 189V188H249ZM34 190V189H33ZM38 190V188H37ZM94 190V189H93ZM186 190V189H185ZM230 190V189H228ZM239 190V189H238ZM241 190V189H240ZM262 189H260L261 191ZM42 191V190H41ZM49 191V190H48ZM92 191V190H91ZM176 191V190H175ZM180 191V190H179ZM211 191V190H209ZM227 191V190H226ZM246 191V190H245ZM255 191V190H254ZM118 192V191H117ZM171 192V191H170ZM207 192V191H206ZM205 192V193H206ZM231 192V191H230ZM233 192V191H232ZM244 192V191H243ZM251 192V191H250ZM259 192V191H258ZM39 193V192H38ZM55 193V192H53ZM51 193V194H53ZM114 193V192H113ZM209 193V192H208ZM211 193V192H210ZM215 193V192H214ZM224 193V192H223ZM226 193V192H225ZM256 193V192H255ZM254 193V194H255ZM44 194V193H43ZM93 192L89 195L91 196ZM122 194V193H121ZM203 194V193H202ZM227 194V193H226ZM232 194V193H231ZM251 194V193H250ZM253 194V193H252ZM36 195V194H35ZM34 195V196H35ZM40 195V194H39ZM38 195V196H39ZM118 195V194H117ZM225 195V194H224ZM230 195V194H229ZM245 195V193H244ZM257 195V194H256ZM260 195V194H259ZM27 196V195H26ZM25 196V198H26ZM32 196L31 198L33 199ZM52 195H50L51 198ZM88 196V197H89ZM93 196V195H92ZM97 196V195H96ZM122 196V195H121ZM124 196V195H123ZM188 196V195H187ZM186 196V197H187ZM215 196V195H214ZM233 196V195H232ZM240 196V195H239ZM112 197V196H111ZM120 197V195H119ZM126 197V196H125ZM208 195L206 196V198ZM229 197V196H228ZM241 197V196H240ZM244 197V196H242ZM247 197V196H246ZM255 197V196H254ZM264 197V195L262 196ZM261 197V198H262ZM49 198V199H50ZM93 198V197H91ZM90 198V199H91ZM118 198V197H117ZM124 198V197H123ZM176 198V197H175ZM182 198V197H181ZM202 198V197H201ZM205 198V197H204ZM231 198V197H229ZM233 198V197H232ZM260 198V199H261ZM5 199V200H4ZM35 199V198H34ZM40 199V198H39ZM38 199V200H39ZM97 199V198H96ZM235 199V197H234ZM240 199V198H239ZM239 199L237 201H239ZM41 200V199H40ZM39 200V201H40ZM43 200V199H42ZM120 200V199H119ZM117 200V201H119ZM192 200V199H191ZM204 200V199H203ZM208 201L211 202V205L209 208L212 209V211H217L216 213H206L202 210H192L191 208L189 211H186L185 215L183 217H177L178 218H168V220L158 226V229H155L153 231L154 235L158 236V245L159 249L160 247H165L164 249V255H160V257L152 258L151 255L154 256V254H151V252L148 255H145L146 257L140 258L137 257L139 264H264V224L261 226V222H264V202H260L256 200V202L250 201L249 204L245 202V204H242L240 207H236L235 205H232L231 203L227 202L226 198L223 196L220 197H209L207 198ZM229 200V199H228ZM231 200V199H230ZM242 200V199H241ZM244 200V199H243ZM247 200V199H246ZM262 201L264 200L261 199ZM2 201V202H3ZM27 201V200H26ZM33 201V200H32ZM46 201V200H45ZM49 201V200H47ZM79 201V200H78ZM77 201V202H78ZM123 201V200H122ZM183 201V200H182ZM190 201V200H189ZM232 201V200H231ZM235 201V200H234ZM254 201V200H253ZM85 202V200H84ZM94 202V201H93ZM158 202V201H157ZM177 202V201H176ZM188 202V201H187ZM192 202V201H191ZM204 202V201H203ZM209 202V203H210ZM5 202H3L4 204ZM9 202H7L8 204ZM12 203V206H13ZM29 203V201H28ZM35 203V200H34ZM34 203H32L34 205ZM51 203V202H50ZM156 203V202H155ZM159 203V202H158ZM157 203V204H158ZM184 203V202H183ZM241 203V202H239ZM247 203V204H246ZM1 204V203H0ZM2 204V205H3ZM36 204V203H35ZM39 204V203H38ZM41 204V203H40ZM49 204V203H48ZM69 204V203H67ZM120 204V203H119ZM170 204V203H169ZM204 204V203H203ZM238 204V203H237ZM0 205V207L2 206ZM28 205V204H27ZM50 205V204H49ZM87 205V204H86ZM94 205V204H93ZM156 204H153V206ZM161 205V204H160ZM175 205V203H174ZM179 205V204H178ZM183 205V204H182ZM7 206V205H6ZM5 206V207H6ZM9 206V204H8ZM16 206V205H15ZM41 206V205H40ZM39 206V211L37 213H40L42 211ZM81 206V204H80ZM82 206H84L82 204ZM169 206V205H168ZM176 206V205H175ZM185 206V205H184ZM3 207V206H2ZM17 207V206H16ZM28 207V206H27ZM31 207V206H30ZM34 207H36L34 205ZM43 207V206H42ZM48 207V205H47ZM53 207V206H51ZM73 207V206H72ZM85 207V206H84ZM98 207V206H97ZM157 207V205H156ZM178 207V206H177ZM186 207V206H185ZM208 207V206H206ZM4 208V207H3ZM2 208V209H3ZM10 208V207H9ZM18 205V209H19ZM33 208V207H32ZM71 208V207H70ZM77 208V207H76ZM82 208V207H81ZM88 208V207H86ZM124 208V207H123ZM162 208V207H161ZM184 208V207H183ZM182 208V209H183ZM199 207H196V209ZM8 209V208H6ZM38 209V207H37ZM45 209V208H44ZM79 209V208H78ZM96 208H94L95 210ZM122 209V208H121ZM173 209V208H172ZM204 209V208H203ZM239 209V210H236ZM1 210V208H0ZM4 210V209H3ZM1 210V211H3ZM13 210V209H12ZM17 210V209H16ZM50 210V209H49ZM124 210V209H123ZM177 210V208H176ZM186 210H188L186 208ZM207 210V208L205 209ZM224 210L221 214L220 211ZM5 211V210H4ZM10 211V212H9ZM8 212L11 213V210ZM45 211V210H44ZM52 211V209H51ZM86 211V209H85ZM118 211V210H116ZM122 211V210H121ZM120 211V212H121ZM126 211V210H125ZM173 211V210H171ZM208 211V210H207ZM210 211V210H209ZM18 212V211H17ZM46 212V211H45ZM44 212V214H45ZM49 212V211H48ZM76 212V211H75ZM92 212V211H91ZM127 212V211H126ZM185 212V210L183 211ZM211 212V211H210ZM4 213V212H3ZM50 213V212H49ZM48 213V214H49ZM65 213V211H64ZM63 213V214H64ZM95 213V212H94ZM119 213V212H118ZM125 213V212H124ZM166 213V211H165ZM20 214V213H18ZM35 214V213H33ZM42 214V212L40 213ZM43 214V215H44ZM50 214V216H52ZM117 214V213H116ZM122 214V213H121ZM120 214V215H121ZM126 214V213H125ZM176 214V213H175ZM2 215V214H1ZM5 215V214H4ZM10 215V214H9ZM31 215V214H30ZM47 215V214H46ZM45 215V216H46ZM67 215V214H66ZM72 215V214H70ZM86 215V214H85ZM168 215V214H167ZM179 215V216H181ZM3 216V215H2ZM11 216V215H10ZM14 216V215H13ZM12 216V220L10 221L8 217L9 225L13 227L18 226L19 224H24L25 220L24 218H14ZM20 216V215H19ZM28 216V215H27ZM26 216V220H27ZM32 216V215H31ZM35 216V215H34ZM49 216V215H48ZM48 217L50 220H53L52 218ZM76 216V215H75ZM80 216V215H79ZM113 216V215H111ZM170 216V215H169ZM16 217V216H15ZM21 217V216H20ZM29 217V216H28ZM54 217V216H53ZM118 217V216H117ZM120 217V216H119ZM123 217V216H121ZM185 217V218H184ZM2 218V217H1ZM36 218H38L36 216ZM55 218V217H54ZM72 218V217H71ZM184 218V219H182ZM48 219V220H49ZM96 219V218H95ZM100 219V218H99ZM102 219V218H101ZM100 219V220H101ZM105 219V218H104ZM124 219V218H123ZM139 219V218H138ZM137 219V220H138ZM144 219V218H143ZM31 220V219H30ZM38 220V219H37ZM63 220V219H62ZM67 220V219H66ZM71 220V219H70ZM94 220V219H93ZM163 220V219H162ZM165 220V219H164ZM6 221V220H5ZM5 221H2L3 223ZM29 221V220H28ZM32 221V220H31ZM40 221V220H39ZM43 219L41 220V222ZM55 221V220H54ZM97 221V220H96ZM95 221V222H96ZM115 221V220H114ZM160 221V220H159ZM1 222V221H0ZM52 222V221H51ZM49 222V224L51 223ZM59 222V218H58ZM67 222V221H66ZM99 222V221H98ZM141 222V221H140ZM146 222V221H145ZM153 222V221H151ZM164 222V221H163ZM30 226L27 228V233H31L35 227V225L39 222H30ZM97 223V222H96ZM104 223V222H103ZM102 223V224H103ZM113 223V222H112ZM27 224V223H26ZM29 224V223H28ZM37 224V226H38ZM46 224V223H45ZM63 224V222H62ZM67 224V223H66ZM69 224V223H68ZM74 224V223H73ZM117 224V223H116ZM152 224V223H151ZM241 226L243 225H256L257 229H255L254 233L249 234H243L244 236H234L235 232L233 233V238H229L226 236L227 229H231V227H235L236 225ZM260 224V225H259ZM7 226L5 224H2V226ZM52 225V224H51ZM50 225V227H51ZM71 225V223L69 224ZM97 225V224H96ZM128 225V224H127ZM143 225V224H142ZM10 226V227H11ZM53 226V225H52ZM65 226V224H64ZM74 226V225H73ZM104 227V225H101ZM124 226V225H122ZM132 226V225H131ZM255 226V227H256ZM22 227V225L20 226ZM49 227V225H48ZM106 227V226H105ZM129 228H133L130 226H125ZM124 227V228H125ZM142 227V226H141ZM153 227V226H152ZM239 227V226H238ZM237 227V228H238ZM248 227V226H247ZM246 227V228H247ZM252 227V226H251ZM3 228V227H2ZM100 228V227H99ZM108 228V227H106ZM114 228V226H113ZM117 228V226H116ZM119 228V227H118ZM121 228V231L122 229ZM236 228V227H235ZM245 228V227H243ZM245 228V230H247ZM250 228V227H249ZM17 229V227H16ZM23 229V228H22ZM44 229V227H43ZM47 229V228H46ZM55 229V228H54ZM128 229V228H127ZM142 229V228H141ZM145 230V228H143ZM252 229V228H251ZM252 229V230H253ZM19 230V229H18ZM24 230V229H23ZM49 230V229H48ZM108 230V229H107ZM190 230H194L193 232H196L197 235V242L199 241H208L211 237L219 236L218 241H210L209 244H206L196 247L195 248H183V244L186 242V233ZM241 230V228H240ZM244 230V231H245ZM250 230V229H249ZM13 231V230H12ZM11 231V232H12ZM39 232L38 228L36 230ZM45 231V230H44ZM47 231V230H46ZM50 231L52 233V229L50 228ZM57 231V230H56ZM89 231V230H88ZM92 230H90L91 232ZM114 231V230H113ZM125 231V230H123ZM122 231V232H123ZM232 231V230H231ZM239 231V230H238ZM243 231V229H242ZM18 232V231H17ZM43 232V230H42ZM74 232V231H73ZM87 232V230H86ZM93 232V231H92ZM112 232V231H111ZM118 232V231H117ZM132 232V231H131ZM142 232V231H141ZM140 232V233H141ZM229 232V230H228ZM251 232V231H250ZM16 233V231H15ZM22 233V230H21ZM25 233V231H24ZM35 234V232L33 231ZM46 233V232H45ZM115 233V232H114ZM129 233V232H128ZM149 233V232H148ZM141 233L138 236H135L133 239H130L126 244L124 245H118L121 247L118 249V255H123L122 252H129L133 253L136 256L140 254L141 251H143L144 247L146 246L145 243L147 241L146 238L152 235L151 233ZM189 233V232H188ZM192 233V232H191ZM232 233V232H230ZM246 233V232H245ZM26 234V235H28ZM41 234V233H40ZM56 234V233H55ZM54 234V235H55ZM117 234V233H116ZM124 234V233H123ZM237 234V233H236ZM5 235V234H4ZM14 235V234H13ZM20 235V234H19ZM18 235V236H19ZM23 235V233H22ZM21 235V237H23ZM37 235V234H36ZM42 235V234H41ZM49 236V234H44ZM42 235V236H44ZM60 235V234H59ZM79 235V234H78ZM92 235V234H91ZM114 235V234H113ZM122 235V234H121ZM195 235V236H196ZM33 236V235H32ZM106 236V235H105ZM118 236V235H117ZM116 236V237H117ZM127 236V235H126ZM132 236V235H131ZM134 236V234H133ZM155 236V239L156 237ZM185 236V237H184ZM15 237V236H12ZM17 237V235H16ZM15 237V238H16ZM34 237V236H33ZM53 237V236H52ZM67 237V236H66ZM84 237V236H82ZM188 237V236H187ZM215 237V239H216ZM222 237V238H221ZM5 238V237H4ZM41 238V237H40ZM43 238V239H44ZM63 238V237H61ZM69 238V237H68ZM90 238V237H89ZM132 238V237H131ZM196 238V237H195ZM6 239V238H5ZM10 239V238H9ZM12 239V238H11ZM14 239V238H13ZM12 239V242H14ZM18 239V238H17ZM24 239V237H23ZM32 239V238H31ZM30 239V240H31ZM48 239V238H47ZM82 239V238H81ZM79 238V240H81ZM91 239V238H90ZM118 239V238H116ZM120 239V237H119ZM122 239V238H121ZM149 239V238H148ZM208 239V240H207ZM21 239H19L20 241ZM26 240V239H24ZM22 240V241H24ZM35 241L29 242L26 240V242H23V245H18L19 247H11L12 249L6 254V259L8 257L12 256L19 258V255L22 257H27L30 255L32 250L34 251V248H36L41 242L36 241V238L33 239ZM45 240V239H44ZM77 240V239H76ZM86 240V238H85ZM105 240V239H104ZM103 240V241H104ZM152 240V239H151ZM196 240V239H195ZM211 240V239H210ZM27 241L29 243H27ZM46 241V240H45ZM42 240L41 243L45 242ZM71 241V240H70ZM78 241V240H77ZM83 241V240H81ZM92 241V240H89ZM111 241H115L114 239ZM149 241V240H148ZM194 241V240H193ZM192 241V242H193ZM48 242V241H47ZM101 242V241H100ZM106 242V241H105ZM116 242V241H115ZM155 242V241H154ZM73 243H76L73 241ZM86 243V242H85ZM117 243V242H116ZM122 243V242H121ZM120 243V244H121ZM153 244V242H151ZM155 243V244H156ZM195 243V242H194ZM204 243V242H203ZM72 244V243H70ZM91 244V243H89ZM104 244V243H103ZM109 244V243H108ZM123 244V243H122ZM189 244V243H187ZM199 244V243H198ZM17 245V244H16ZM92 245V244H91ZM149 245V244H147ZM151 245V244H150ZM190 245V244H189ZM188 245V246H189ZM11 246V245H10ZM90 246V245H89ZM88 246V248H89ZM116 246V245H115ZM112 245V247H115ZM156 245L152 246L155 247ZM177 246V247H175ZM183 246V247H182ZM44 247V245H43ZM86 247V246H85ZM91 247V246H90ZM102 247V246H101ZM110 247V246H109ZM110 247V249L112 248ZM149 247V246H148ZM157 247V246H156ZM187 247V246H186ZM38 248H40L38 246ZM82 248V247H81ZM87 248V249H88ZM104 248V247H103ZM116 248V247H115ZM114 248V249H115ZM118 248V247H117ZM147 248V247H146ZM158 248V247H157ZM46 249V248H45ZM79 249V248H78ZM85 249V248H83ZM101 249V248H100ZM149 249V248H147ZM155 249V248H153ZM38 251V249H35ZM103 250V249H102ZM145 250V249H144ZM158 250V249H157ZM159 250V251H160ZM76 251V249L74 250ZM114 251V250H113ZM116 251V250H115ZM114 251V252H115ZM152 251V250H151ZM154 251V250H153ZM152 253H155V251ZM35 252V251H34ZM41 252V251H40ZM47 252V251H46ZM49 252V251H48ZM144 252V251H143ZM141 252V254H143ZM163 253V250L161 251ZM36 253V252H35ZM112 253V249H111ZM146 253V252H145ZM156 253L159 254L157 251ZM160 253V254H162ZM5 254V253H4ZM48 254V253H47ZM50 254V253H49ZM116 254V253H114ZM126 254V253H124ZM147 254V253H146ZM32 255V254H31ZM35 255V254H33ZM38 255V254H37ZM97 255V254H96ZM102 255V253H101ZM100 255V256H101ZM110 255V254H109ZM108 255V256H109ZM113 255V253L111 254ZM116 255V256H118ZM130 255V256H129ZM143 255V256H144ZM93 256V254H92ZM115 256V255H114ZM114 256H110L115 258ZM127 256V254H126ZM125 256V257H126ZM129 256V257H128ZM129 264L133 257L131 254H128ZM159 256V255H158ZM5 257V256H3ZM21 257V258H22ZM30 257V256H28ZM27 257V258H28ZM36 257V255H35ZM48 257V255H47ZM98 257V255L96 256ZM95 257V259H96ZM102 257V256H101ZM135 257V256H134ZM155 257V256H154ZM31 258V257H30ZM45 258V257H44ZM50 258V257H49ZM76 258V257H75ZM74 258V259H75ZM80 258V256H79ZM91 258V257H89ZM123 259H126L122 257ZM127 258V259H128ZM5 259V258H3ZM17 259V258H15ZM24 260L26 258H23ZM35 259V258H34ZM33 259V260H34ZM47 259V258H46ZM45 259V262H46ZM135 259V258H134ZM11 260V259H10ZM79 260V259H77ZM81 260V259H80ZM93 260V259H91ZM90 260V261H91ZM100 260V259H98ZM122 260V259H121ZM136 260V261H137ZM7 261V260H5ZM26 261V260H25ZM29 261V260H28ZM36 261V260H35ZM72 261V259L70 260ZM69 261V262H70ZM75 261V260H73ZM72 261V262H73ZM89 261V262H90ZM94 261V260H93ZM92 261V262H93ZM97 261V260H96ZM20 262V261H19ZM27 262V261H26ZM30 262V261H29ZM40 262V261H39ZM76 262V261H75ZM80 262V261H79ZM78 262V264H79ZM117 262V261H116ZM121 262V261H119ZM22 263V262H21ZM33 263V262H32ZM36 263V262H35ZM98 263V262H97ZM95 263V264H97ZM31 264V263H30ZM34 264V263H33ZM44 264V261H43ZM71 264V262H70ZM93 264V263H92ZM103 264V262H102ZM107 264V263H106ZM114 264V263H113ZM128 264V262H127ZM133 264V263H132ZM135 264V263H134Z\"/></svg>",
    "mask_w": 264,
    "mask_h": 264
}]
</instances>
